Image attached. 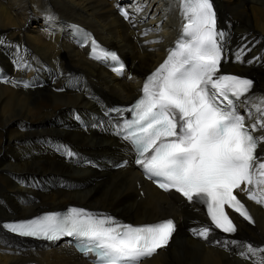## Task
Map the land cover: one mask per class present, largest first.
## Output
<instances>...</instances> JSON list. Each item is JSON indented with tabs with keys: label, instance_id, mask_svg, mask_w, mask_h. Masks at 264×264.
Here are the masks:
<instances>
[{
	"label": "bare ground",
	"instance_id": "1",
	"mask_svg": "<svg viewBox=\"0 0 264 264\" xmlns=\"http://www.w3.org/2000/svg\"><path fill=\"white\" fill-rule=\"evenodd\" d=\"M214 1L227 34L224 70L251 75L256 82L254 95L240 104L251 125L261 119L257 105L264 97V0ZM120 4L129 6V21L119 16ZM71 22L125 56L124 77L87 58L86 48L71 40ZM183 22L178 0H0V69L32 82L29 88L0 83V222L67 204L111 211L136 223L172 216L178 222L172 246L143 264H259L264 259L258 253L245 260L240 249L217 245L226 238L216 232L207 241L194 236L193 228L210 225L204 212L142 181L132 164L108 168L132 156L128 144L107 133L108 107L139 94L145 75L167 55ZM60 146L75 157L56 152ZM138 180L144 197H138ZM252 207L256 226L241 223L231 238L264 247V205ZM31 262L89 264L63 241L20 239L0 227V264Z\"/></svg>",
	"mask_w": 264,
	"mask_h": 264
},
{
	"label": "snow or ice",
	"instance_id": "2",
	"mask_svg": "<svg viewBox=\"0 0 264 264\" xmlns=\"http://www.w3.org/2000/svg\"><path fill=\"white\" fill-rule=\"evenodd\" d=\"M178 4L186 21L181 36L146 79L142 96L128 109L132 118L124 120L117 134L131 144L136 164L160 189L178 193L191 206L206 208L211 224L193 228L194 236L207 241L220 230L226 239L215 243L226 250L240 249L238 254L247 260L264 253V247L232 239L238 226L226 209L254 224L241 194L264 205V156L259 154L264 151V134L256 135L258 129L264 130V97L257 105L261 119L247 125L237 103L254 95V81L218 74L221 41L227 34L217 27L213 0H178ZM121 14L129 18L127 12ZM109 58L119 62L116 53H106L105 59ZM115 70L122 71L123 65ZM57 150L68 158L76 155L64 146ZM0 227L44 241L75 238L84 253L96 256V264H143L169 245L177 228L171 218L132 225L76 207Z\"/></svg>",
	"mask_w": 264,
	"mask_h": 264
},
{
	"label": "rangeland",
	"instance_id": "3",
	"mask_svg": "<svg viewBox=\"0 0 264 264\" xmlns=\"http://www.w3.org/2000/svg\"><path fill=\"white\" fill-rule=\"evenodd\" d=\"M5 218H7V217H5Z\"/></svg>",
	"mask_w": 264,
	"mask_h": 264
}]
</instances>
